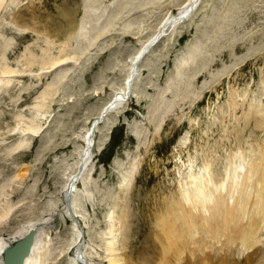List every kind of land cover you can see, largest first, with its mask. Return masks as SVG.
I'll return each instance as SVG.
<instances>
[{
  "label": "rangeland",
  "instance_id": "obj_1",
  "mask_svg": "<svg viewBox=\"0 0 264 264\" xmlns=\"http://www.w3.org/2000/svg\"><path fill=\"white\" fill-rule=\"evenodd\" d=\"M0 1V64L15 70L0 76V226L43 227L44 264H108L122 248L145 256L146 204L190 185V173L238 193L264 139V0H201L136 60L183 0Z\"/></svg>",
  "mask_w": 264,
  "mask_h": 264
},
{
  "label": "bare ground",
  "instance_id": "obj_2",
  "mask_svg": "<svg viewBox=\"0 0 264 264\" xmlns=\"http://www.w3.org/2000/svg\"><path fill=\"white\" fill-rule=\"evenodd\" d=\"M193 1L194 0H183L181 5L184 4V7L182 9L185 7L187 8ZM200 1L201 0H196L194 7L197 6V3ZM194 7L190 11L189 15L184 19L191 16L190 14L193 13ZM182 9L180 11H182ZM61 10V14L66 17L65 25L66 27H69L73 23V13L65 3L61 5ZM180 11L177 13L178 15L173 14L163 19V25L159 31L140 45L133 57V60H136L140 55L144 54L150 46L152 47L154 45L153 41L158 37V35L159 37L161 36L160 32L165 25L174 27L178 24V22L184 20L179 18V16L182 15L180 14ZM65 25L55 24L58 31H62V28H64ZM40 27L42 30H45V24L40 25ZM5 42L0 40L1 57H3L7 50ZM191 56V60H189L191 63L189 65H191L194 61H197L196 54H191ZM1 60L2 59L0 58V62H2ZM65 60L66 57L62 56L50 61L43 58L41 60V66L43 67L48 63L47 67L51 68L56 64H62ZM184 62L182 63L183 65L185 64ZM179 70H181V72H177L175 84L170 87L175 88V91L177 90L176 92H178V89H181V86H183L182 82L183 78H185L183 75L187 74V69L185 71L186 73L184 71L182 72V68H179ZM13 72H15V70L9 69L5 65L0 64V76L5 77V75L8 76ZM130 76L131 75L129 73L126 81H128ZM181 77L182 79H180ZM182 90L185 91L186 89L183 88ZM125 93L126 91L124 90L123 95H125ZM108 104L109 103H105L101 111H104ZM112 106H110V108H112ZM110 108L108 110H110ZM166 109H168V105ZM253 116L257 117V115ZM16 127L19 126L17 125ZM237 141L239 146L242 140ZM241 145L242 144H240V146ZM254 145L256 150L254 151V154L256 155V158L248 165V172H246L243 176L244 178H242L241 187L235 196L232 194V191L230 193L232 188L230 183L229 188L226 189L224 193L220 191L223 187L222 183L219 186H216V189L219 188V191L217 190L218 192H215V190L211 188L212 186L210 187L208 185L207 178H205L206 181L204 180L202 182L199 174L194 173L195 175L191 176L192 173H190L188 175L191 178L190 181H192L190 185H179L176 190L169 191L171 194L169 195L168 193V196L165 198L162 197L163 200H160L159 202H156V199L153 201L149 200V204L154 206L155 209L153 213L149 214V204H146L145 209L148 214L146 215L144 223L147 224L145 233V248L147 249L145 252H147V254L145 256L139 255V259L136 258L137 260H132V253L134 252H124L122 248L119 252L116 251L110 255H106L109 256L107 258L108 260H106L108 261V264H264V139L261 142L256 141ZM83 151L81 156L84 153ZM206 157H203L205 158L203 160H206ZM193 158L194 156H188L187 160L193 161ZM86 162L87 159L83 161V163ZM215 174L216 177L221 176L220 171ZM84 178L85 176H83L81 180H84ZM243 185L245 187H243ZM64 189L66 197L69 195L70 191L69 183ZM69 196L71 197L70 205L76 206L75 197H72V193H70ZM72 198L73 202L71 200ZM67 213L69 214V212ZM128 216V212H126L121 223L127 222ZM5 217V214L0 215V220ZM13 220L14 219L10 220L12 224H14L13 227L8 226L7 224H2V226H0V264H5L2 258V251L13 245L16 241L24 238L31 231L34 232L33 243L29 254L23 261V264H44V245H46L50 239L48 234L43 231V227L36 226V223L26 221L21 224L18 222L15 224V222L13 223ZM49 220L51 222L50 225H53L57 222V216L53 214ZM124 224L125 223L121 226H124ZM111 231L113 232L110 228L109 232L111 233ZM76 237L77 239L74 243L79 239L78 235ZM237 240H239L240 245L236 244ZM122 241H125V237L122 238ZM107 243L109 244V242ZM46 248H48V246ZM242 248L243 251L246 252L245 255L241 252ZM105 249L108 250L107 247ZM115 249L118 248L113 246L109 248L110 251ZM79 255L81 254L79 253ZM78 258L81 257L77 256L76 259L78 263L76 264H84L82 260Z\"/></svg>",
  "mask_w": 264,
  "mask_h": 264
},
{
  "label": "water",
  "instance_id": "obj_3",
  "mask_svg": "<svg viewBox=\"0 0 264 264\" xmlns=\"http://www.w3.org/2000/svg\"><path fill=\"white\" fill-rule=\"evenodd\" d=\"M195 2L196 0H194L189 6L187 5V8L185 7L184 9H182V11H180V14L182 15H180L179 18H186L194 7ZM111 105L112 104L106 107V111L110 108ZM79 170H81V168ZM33 238L34 232L31 231L24 238L16 241L10 247L5 248L2 251L3 262L5 264H23L24 259L30 252Z\"/></svg>",
  "mask_w": 264,
  "mask_h": 264
}]
</instances>
